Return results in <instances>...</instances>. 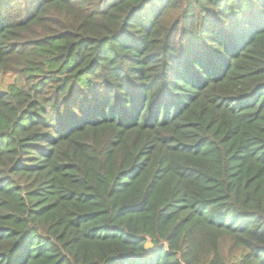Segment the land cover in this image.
Masks as SVG:
<instances>
[{"label":"trees","instance_id":"16d2710c","mask_svg":"<svg viewBox=\"0 0 264 264\" xmlns=\"http://www.w3.org/2000/svg\"><path fill=\"white\" fill-rule=\"evenodd\" d=\"M0 264H264V0H0Z\"/></svg>","mask_w":264,"mask_h":264},{"label":"water","instance_id":"95a60500","mask_svg":"<svg viewBox=\"0 0 264 264\" xmlns=\"http://www.w3.org/2000/svg\"><path fill=\"white\" fill-rule=\"evenodd\" d=\"M146 252H148L149 249H154L155 247L151 244L150 240L147 241V243L144 246Z\"/></svg>","mask_w":264,"mask_h":264}]
</instances>
